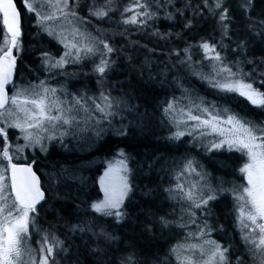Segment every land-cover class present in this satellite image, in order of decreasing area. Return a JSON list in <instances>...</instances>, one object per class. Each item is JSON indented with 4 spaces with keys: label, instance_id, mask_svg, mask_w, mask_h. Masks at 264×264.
Listing matches in <instances>:
<instances>
[{
    "label": "trees",
    "instance_id": "1",
    "mask_svg": "<svg viewBox=\"0 0 264 264\" xmlns=\"http://www.w3.org/2000/svg\"><path fill=\"white\" fill-rule=\"evenodd\" d=\"M14 1L22 17L15 51L17 84L26 81L27 86L46 83L60 87L62 99L76 98L75 107L77 100L85 102L87 124L95 116L88 115L92 106H103L104 97L122 102L119 112L132 122H141V128L118 124L94 148L74 149L64 137L61 144L55 141L45 151H28L25 159H11L13 164L32 165L45 192L44 201L32 214L31 241L36 244L41 234L47 235L49 244L61 241L54 252L55 264H124L129 257L130 264H173L174 246L184 244L195 231L222 245L224 264H256L248 255L256 247L246 242L238 222L235 190L244 184L243 155L226 147L208 148L189 135L178 137L174 127L171 135L162 109L169 98L183 103L182 90L188 89L242 121L264 128V106H254L234 92H223L208 80L218 67L228 68L240 81L264 93V0H219L220 7L217 0H141L148 6L137 11L153 15L151 19L138 17L137 24L124 23L134 14L125 9L133 7L135 0H76L69 16L73 14L74 21L80 19L87 26V30L78 27L86 32L87 40L99 44L100 51L86 57L89 62L68 61L59 69H50L49 60L60 59L63 47L39 26L38 6L29 11L23 0ZM98 8L106 14L95 15ZM223 13L228 19L221 21ZM62 23L67 29L72 27ZM4 36L0 15V48ZM204 43L214 47L215 53H206ZM105 45L113 51L108 52ZM215 54L221 57L219 61L209 58ZM104 62L107 66L100 73L98 68ZM24 63L27 74L22 79ZM84 82L87 87H82ZM79 91L86 95L82 92L78 98ZM10 129L7 139L16 134ZM187 152L197 163L191 174L200 180L201 197L207 200L201 207L193 206L194 201L189 204L178 187L184 164H188ZM179 155H183L182 166L180 160L172 167L167 164V157ZM115 158L126 162L129 184L119 217L92 209L102 197L99 178ZM49 176L56 179V190L48 187ZM83 222L94 223L95 232L103 229L115 239L105 244L92 232L74 230ZM98 248L105 252L98 255Z\"/></svg>",
    "mask_w": 264,
    "mask_h": 264
},
{
    "label": "rangeland",
    "instance_id": "2",
    "mask_svg": "<svg viewBox=\"0 0 264 264\" xmlns=\"http://www.w3.org/2000/svg\"><path fill=\"white\" fill-rule=\"evenodd\" d=\"M75 1L76 0H68V6L64 9L65 12L62 15L59 11H56L55 9L49 7V4L46 2V0H23L25 6H27L28 4H31L34 8L38 6V9H36L41 14L38 20L39 26L48 34L51 33V35L54 36L62 44L63 54L58 60L53 58L49 60L50 69L63 68L62 66L64 64L67 65L68 61L78 62L84 59L82 62H89L87 61L86 57L94 55L100 51V48L98 47L99 44L95 40H87L86 32L82 28L78 27L80 24L87 30V26L84 25L80 19L74 21L73 14L69 16L70 11L68 12V10L70 9L71 5L75 3ZM54 11L56 12L55 19H45V17L49 16ZM78 11L81 12L82 10L80 9ZM99 12H101L100 8H98V13ZM81 16L86 18L83 15ZM62 22L69 23L68 25L72 27L67 29ZM88 47L92 48L91 52L86 51ZM61 61H63V63H60ZM196 73L198 72L196 71ZM212 74V77L211 75L208 76V80L211 81L212 79V81H214V87L223 92H234L240 95L238 91H229L224 87L227 84L235 85L237 81H240L237 77L223 71V69H221L220 67H218L216 71H213ZM86 83L88 86H90L91 80L86 81ZM45 84L46 83H40L38 84V86L37 84H31L25 88L15 89L16 92L13 93L12 97L17 96V94H19V100H23L25 98L33 99L38 97H45V104L50 109L51 115L62 116L63 118L68 119L74 117V119H71V123L69 124H64L63 120L53 121L51 123L45 120L41 127H27V124L25 123L24 113L20 112L19 109L15 105H12L10 102L9 106L6 109L0 111V128L5 129L6 133L11 130L10 128H13L16 134L9 137L8 139L7 137L5 138L4 136H0L3 143L2 146L0 145V149L7 148L11 159H22V157L23 159H25L24 154L28 151H45L46 149H48L49 144L54 143L55 141H57L58 144H61L62 142L60 140L64 137H67L71 140L72 147L74 149L85 150L89 146L94 148L96 144L100 142V139L104 135L108 134L111 129L113 130L114 127L118 124H121L122 127H126L130 123L136 128H141V122H132L131 117L129 118L128 116H126V114L119 112L123 105V103L120 101H117L116 103L111 101L112 107L107 109V112L111 114H105L99 111L97 112V114H95L96 106L93 105L92 110L88 115L91 116L94 114L95 116L92 120L90 118L89 123L87 124L85 121L87 111L84 110L87 109V107L83 105L85 104V102H82L83 104H78V109L74 106L76 98L71 100L62 99L60 87L57 88L54 85ZM83 86H86L85 82L82 87ZM53 89L55 90L54 93L52 91ZM79 92L77 93L78 98L81 96L82 92L85 94L84 91H81L80 93ZM182 94L181 98L184 100L183 103L180 102L176 97L174 99L169 98L162 109V112L166 116L167 123L169 124V129L171 130L170 134L173 135L172 127H174V134L178 137L189 135L197 142H202L203 145L208 146V148L220 149L226 147L229 150L240 152L243 155L244 160L241 165V170L246 166V164L250 163V159L247 155L246 150L242 149L238 143H228V141L237 139V134L231 131V129H233L235 125L228 124L227 120L230 117L235 118V120L243 124L244 127L249 128L254 135L261 138H264V128H258L250 122L242 121L235 115L229 113V111H227L225 107H217V105L213 104L212 101H209L195 94L192 90L184 89L182 90ZM175 96L180 95L176 94ZM242 97L248 100L245 96ZM88 99L90 100L91 96H86V100ZM248 102L251 103L249 100ZM93 103H96V101H94ZM89 105H91V103ZM169 105L174 106L172 111H168ZM24 107L28 109L32 108L30 104L25 105ZM189 109H191L192 115H198L201 117V119L212 120L214 118L216 130L213 131L212 128L197 126L196 121L187 119V116H185L183 113L188 112ZM181 110H183V112ZM16 124H20L22 127H15L14 125ZM25 128L26 131L24 130ZM221 129L223 130L222 134H220ZM177 133L183 134L177 135ZM75 139H78L80 142L75 143ZM37 141L39 142L37 143ZM257 142H261V140H258ZM217 145L220 146L217 147ZM182 156L183 155L167 157V164L172 167L178 162V160H180L182 166ZM11 159H5L3 157V152L0 151V177H3L4 181L9 185L11 184L9 168L13 164ZM110 169L112 170V172L110 176L106 178L105 174L109 173ZM182 170L183 172L181 173L180 186H183L184 196L187 192L191 191L194 195V201L203 199L200 194L202 192L201 186L199 185L200 180L197 179L196 174H191V170L193 171V169H190L189 165L185 163ZM241 173L243 175L244 184L240 188L235 190V195L237 196V199L239 201L238 222L241 230L247 237L246 242L249 241L251 243H254L253 246L256 247L255 250L253 249L250 251V253H248L249 260L256 261V264H264V247L258 246L260 233L255 229V226L252 225L250 221L242 220L241 217V209L243 208L245 212H247L248 208H250V205L246 204L245 200L239 199V197L243 194V189L245 187H248L247 176L244 172L241 171ZM119 177L125 178L129 189L128 170L126 162L121 158H115L106 164V167L104 168L99 178V186L102 192V197L101 200H99L97 203H102L106 199V184H102V180L115 184L118 183ZM47 185L50 189L56 190V179L49 176ZM8 194L10 197L9 202H12V200H14V196L11 193L10 187ZM127 194L128 190L123 197L122 203L125 200ZM186 200L191 201L189 202V204L193 203V200ZM122 203L120 204V207ZM120 207L118 209H113L112 211H119ZM32 214L33 212L29 214L31 222ZM182 214L183 212L180 211L179 216H183ZM258 223H264V221H258ZM245 224H247L248 227H245ZM30 229L31 226L29 224V235ZM197 229L201 233V229ZM29 235L28 248L31 250V256H26L25 258L35 259L36 261H39L42 255L40 249L44 244L47 235L41 234L40 240L37 241L36 244L31 241ZM247 245L249 247V243H247ZM215 246H219L220 250L223 251L225 257V250L220 243L217 244L216 241L213 242L209 237L205 235L198 236V234L193 231L192 237H190L189 240H186L184 244L181 242L177 243L174 246L176 258L174 257L175 259H173V264H188L189 261L190 264H205V262L208 261Z\"/></svg>",
    "mask_w": 264,
    "mask_h": 264
},
{
    "label": "snow or ice",
    "instance_id": "3",
    "mask_svg": "<svg viewBox=\"0 0 264 264\" xmlns=\"http://www.w3.org/2000/svg\"><path fill=\"white\" fill-rule=\"evenodd\" d=\"M49 7L59 11L62 15L64 14V9L68 6V0H46ZM207 0H205V3ZM148 5L146 3H141V0H135L133 7L125 9L126 12H133L134 14L125 19L126 24H137L138 17L152 18V13L148 11H137V9H145ZM217 7H220V2L217 0ZM29 11L33 10L31 4L27 5ZM0 13H2V23L7 30L8 35L4 36L2 43L3 48H0V109L5 108L9 103V97L5 92V85H7L12 76L13 69L15 67V57L12 54V50L17 47L18 38L20 36V20L19 12L16 9L14 0H0ZM102 17L106 13L99 12L94 13ZM56 12H52L45 19H55ZM171 18V14L169 15ZM221 21L227 20V14L223 13L220 16ZM108 52H112L113 49L108 45H105ZM206 53H215V48L207 43L202 45ZM86 51L91 52L92 48L88 47ZM209 58L219 61L221 57L219 54L210 56ZM60 63H63L61 61ZM107 62H104L99 66L98 71L104 73ZM223 71L228 72L230 75H235L231 73V69L224 68ZM229 91H238L241 96H245L252 104L257 106H264V93L258 92L253 88L251 83H243L237 81L235 85L227 84L224 86ZM47 91V90H45ZM53 93L55 90H52ZM19 94L11 98V104L15 105L20 112L24 113L25 123L27 127H41L45 120L49 123L53 121L63 120L64 124L71 123V119L63 118L62 116H53L50 114V109L45 104V97H38L33 99H18ZM31 105L32 108L28 109L24 107L25 105ZM76 104H80L77 100ZM112 107L111 101L107 97H104V104H96V110L105 113L107 109ZM173 105L168 106V111L173 110ZM87 111V109H84ZM183 112V110H181ZM187 116V119L196 121L197 126L212 128L213 131L216 130V125L214 123V118L201 119L198 115H192L191 109L188 112L183 113ZM228 124H234L235 127L231 129L237 134V139L228 141L229 144H239V146L246 150L249 156L250 163L241 170L247 176L248 187L243 189V194L239 197L241 200H245L246 204L250 205L247 212L242 208L241 217L242 220L250 221L255 229L260 233L258 246L264 247V223H258V221H264V138L258 137L253 134V132L244 127L235 118L230 117L227 120ZM15 127H22L20 124L14 125ZM26 131V128L24 129ZM223 130H220V134ZM183 133H177V135H182ZM0 136L6 138V130L0 128ZM30 138V137H29ZM261 140V142H257ZM39 141H37L38 143ZM220 145H217L219 147ZM3 152V157L5 159H11L9 156V151L7 148L0 149ZM112 170L105 174V177H109ZM102 184H106L105 192L106 199L102 203H96L92 205V209L103 215H115L117 217L121 216L119 211H112L113 209H118L122 203L123 197L128 190L127 182L124 177L118 178V183L107 182L102 180ZM9 187L11 188V193L14 195V200L9 202ZM183 190V186H178ZM185 198L194 201V195L191 191L185 194ZM213 197L209 196L208 199ZM43 199V193L40 192L38 187V181L32 173L31 168H18L16 165L11 166V184H7L3 177H0V264H55L54 252L57 247H59L62 242L53 240L49 244L47 238H45L44 244L42 245L40 251L42 253L39 261L35 259H26V256H31V250L28 248V235H29V224L31 222L29 214L36 211V203ZM207 200H201L200 202H195V207H201L202 204L206 205ZM167 223V221H164ZM248 227L247 224L244 225ZM92 222H83L81 225L74 226V230L78 229L81 232H92L93 235L98 236L105 244H110L115 237L110 233L100 230L99 233L94 231L96 228ZM247 239V237H245ZM105 252L104 248H98L97 254L100 255ZM102 259V257H101ZM224 253L220 250L219 246H215L208 261L205 264H223ZM131 257L126 258L124 264H130ZM190 264V261L188 262Z\"/></svg>",
    "mask_w": 264,
    "mask_h": 264
},
{
    "label": "flooded vegetation",
    "instance_id": "4",
    "mask_svg": "<svg viewBox=\"0 0 264 264\" xmlns=\"http://www.w3.org/2000/svg\"><path fill=\"white\" fill-rule=\"evenodd\" d=\"M23 5H25V3H23ZM20 19H21V23H22V17H21V15H20ZM1 24H2V27H3V23H2V18H1ZM20 29H21V25H20ZM3 33H5V30H4V27H3ZM21 34H22V30H21ZM5 36H6V33H5ZM21 37V36H20ZM20 37L18 38V41L20 40ZM16 49H17V47L16 48H14L13 50H12V54H13V56L15 57V75H14V79H13V82L9 85V87L7 88V92H8V97H9V103L6 105V107L5 108H3V109H1L0 111H2V110H4V109H6L8 106H9V104H10V98L13 96V93H15L16 92V90L15 89H18V88H25V87H28L27 86V82L25 81V83H23L22 82V85L20 86L19 84H17V81L15 80V77H16V73H17V64H18V62H17V58H16V56H15V51H16ZM21 74H22V79H24L25 77H24V74H25V76H26V74H27V66L25 65V63L24 64H22V71H21ZM187 157H188V165H189V167L191 168V169H195L197 166H196V162L195 161H191V156H190V154L187 152ZM197 160L200 162V158L198 157L197 158ZM201 200H203V199H201Z\"/></svg>",
    "mask_w": 264,
    "mask_h": 264
},
{
    "label": "water",
    "instance_id": "5",
    "mask_svg": "<svg viewBox=\"0 0 264 264\" xmlns=\"http://www.w3.org/2000/svg\"><path fill=\"white\" fill-rule=\"evenodd\" d=\"M14 3H15V1H14ZM15 6H16L17 11L19 12V20H20V25H21L20 11H19V9H18L16 3H15ZM0 15H1V18H3V17H2V13H0ZM3 27H4V25H3ZM4 30H5L6 35H8L7 30H6L5 27H4ZM20 36H21V29H20ZM20 36H19V37H20ZM15 66H16V65H15ZM14 75H15V67H14V69H13V72H12V76H11V80H10V82H9L7 85H5V92L7 93V95H8L7 88H8L9 85L13 82ZM5 107H6V106H5ZM0 110H1V109H0ZM12 165H13V164H12ZM12 165H11V166H12ZM14 165H16L18 168H31L32 173H34V175H35V177H36V179H37V181H38V187H39V189H40V192L43 193V199L39 200V201L36 203V205H35V208H37V207H38V206L44 201V199H45V192H44V190H43L42 187H41V179H40L39 174L35 171V169H34V167H33L32 165H29V164H26V163H15ZM11 166H10V168H9V176H10V180H11ZM13 196H14V195H13Z\"/></svg>",
    "mask_w": 264,
    "mask_h": 264
}]
</instances>
